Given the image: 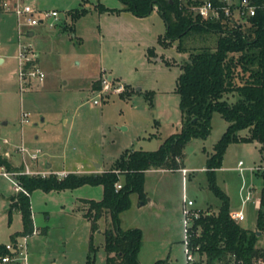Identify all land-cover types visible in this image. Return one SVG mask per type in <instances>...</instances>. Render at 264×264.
<instances>
[{"label":"rangeland","instance_id":"rangeland-1","mask_svg":"<svg viewBox=\"0 0 264 264\" xmlns=\"http://www.w3.org/2000/svg\"><path fill=\"white\" fill-rule=\"evenodd\" d=\"M17 1L38 11H57L58 16L45 20L41 12L37 13L34 18L42 21L33 26L25 24L18 35L15 16L0 4V53L5 57L0 62V154L11 166L23 170L26 164L30 170L45 171L44 159L53 156L50 159L58 170H49L67 172L53 175L58 179L68 174L94 176L102 172L94 170L93 161L103 169H114L113 163L126 149L158 150L165 139L181 131L176 87L190 51L181 50L178 40L162 42L166 22L156 9L148 16H135L123 10L119 0ZM97 4L107 9L99 12ZM74 11L80 15L77 19L71 17ZM28 31L33 35L27 36ZM216 37L210 34L208 41L202 42L192 35L185 45L190 49L203 43L214 46ZM19 45L30 47L38 61L32 54L28 66L36 65L44 75L42 80L30 78L23 91L18 79ZM107 76L124 85V90L96 96L100 87L94 90V82ZM94 98L98 104L93 103ZM21 111L28 112L27 124L20 123ZM227 125L223 114L215 111L207 138H194L187 144L180 161V168L185 165L191 171L185 181L176 170H149L144 173L145 197L140 199L137 192L129 194L130 206L121 212L119 225L123 230H141L140 264H186L182 243L184 195L195 200L196 207L212 203L211 210L218 212L219 200L207 188V157L215 151ZM239 135L248 136L249 129L239 131ZM21 144L40 150L38 159H22L16 149ZM261 148L258 141L230 142L226 148L216 177L230 196L231 210L240 208L242 185L254 184L256 196L260 193L262 180L247 168L264 160ZM240 160L245 162L243 172L237 169ZM5 171L10 178L1 174ZM17 171L0 168V244L23 246L28 264H87L91 240L97 248L90 255L91 264H105L103 242L109 218L100 219L92 232L89 220L77 210L81 200L103 198L100 184L61 191L33 190L29 199L36 233L26 238L16 235L12 242L11 237L22 227L17 210L11 217L7 215L8 199L16 192L12 179L18 176ZM118 175L117 183H124V176ZM244 209L247 217L239 225L254 230L258 210L252 203Z\"/></svg>","mask_w":264,"mask_h":264},{"label":"trees","instance_id":"trees-1","mask_svg":"<svg viewBox=\"0 0 264 264\" xmlns=\"http://www.w3.org/2000/svg\"><path fill=\"white\" fill-rule=\"evenodd\" d=\"M2 1V0H1ZM99 1L100 0H96ZM123 10L135 16H148L155 9L166 22V33L162 42L169 44L178 40L179 48L190 51L188 60L182 65L178 77L176 92L180 97L182 113L181 131L174 133L163 141L158 150L126 149L113 163L115 168L100 174H68L61 179L49 175L42 178L34 175H18L15 180L23 191L9 197L7 215L13 210L21 216L22 227L16 235H30L33 229L30 193L35 189L43 191L77 188L82 184H100L103 187L101 200H81L78 206L89 220L92 232L98 228L99 220L109 218L110 226L104 231L105 264H140L141 230L138 228H120V214L130 206L131 192H137L140 199L144 196V173L152 168H180L187 144L194 138L205 139L211 132V120L215 111L223 114L228 122L227 129L215 146V151L207 157V188L219 200L218 212L206 214L194 224L191 238L192 245H201L207 254L208 264H217L228 260L230 254L244 258L246 263L252 261L259 250L256 248L258 235L235 223L230 217V196L218 184L216 170L223 164V155L230 142H256L262 144L264 153V0H253L258 5L256 15L242 25L202 21L190 9L194 0L185 4L181 0H119ZM217 1V0H214ZM99 12L103 5L97 4ZM73 12L71 17L77 19L79 14ZM84 11L81 12L83 14ZM215 34L214 46L203 43L198 46H186L187 39L198 36L202 42ZM100 84L96 86L98 89ZM238 96L236 101L231 97ZM249 129L248 136L239 135V131ZM0 168L8 171L20 170L0 154ZM117 172V173H116ZM118 173L124 176L120 189L115 188ZM208 212V211H207ZM257 225L264 229V206L258 210ZM90 255L97 248L90 240ZM7 253L0 244V258ZM87 256V264L91 257ZM157 262L156 264H158ZM2 264V263H0Z\"/></svg>","mask_w":264,"mask_h":264},{"label":"built area","instance_id":"built-area-1","mask_svg":"<svg viewBox=\"0 0 264 264\" xmlns=\"http://www.w3.org/2000/svg\"><path fill=\"white\" fill-rule=\"evenodd\" d=\"M183 3H187L188 0H181ZM1 6L5 10V12H11L15 19L17 20V30L18 35H20L21 28L27 25H37L41 20H37L34 18V15L37 13L42 14L43 19L49 20L50 18L55 19L58 16L57 11H38L32 5L24 4L23 6L19 4L17 0H2ZM190 9L198 15L202 21H211V22H223L228 23L230 25L236 26L245 24L249 18L256 15V11L258 5L253 2V0H200L197 3H192L188 5ZM50 27H54L53 23H49ZM18 79L20 85V91H23L26 88L28 81L30 78H38L42 80L43 73L39 71L36 65L33 67L28 66V62L31 60L32 54L30 52V47L26 45H19L18 47ZM101 86L97 91L96 96H106L110 92L112 93H121L124 90V85L115 84L114 79L111 76L102 77L100 79ZM94 104H98V99L93 100ZM20 123L21 125L27 124L29 122L28 112L21 111L20 113ZM17 151L21 153L22 159L28 156L31 160H37L40 155V150H29L23 144L16 148ZM25 164V163H24ZM245 162L240 160L238 163L237 169L243 172L246 168L244 167ZM25 169L18 170L16 173L18 175H34L41 176L45 178V176L49 175H61L66 174L67 172L61 171H50L46 169L45 171H33L30 170L29 167ZM248 171H250L253 175L259 176L262 180V187L260 193L256 196L254 184L249 187L242 185L240 189L242 206L241 209L231 210L230 217L231 219L239 224L243 220L246 219V211L244 206L248 203H252L255 205L257 210L261 209L264 206V160L260 163H257L254 166L248 167ZM181 171L183 174L188 173V169L182 168ZM1 174L7 178L11 177L9 172H1ZM13 177V176H12ZM12 183H14V190L16 192L23 191L27 194L16 182L15 177L12 179ZM116 189L121 188L120 183L115 184ZM183 216H182V224L184 227V239L182 240L185 260L186 264H208L207 255H205L201 250V245H192L191 238L194 232V224L197 220L202 218L206 214H210L207 211L203 210V208H198L195 206V200L188 199L187 194L184 195V204L182 207ZM35 228L33 227L31 233H36ZM258 235V243L256 248L259 250L258 254L251 257L252 261L249 264H264V229L261 230L256 228L254 230ZM29 235H24L26 238ZM15 243V241L13 242ZM4 248L7 250V253L4 254L0 258V263L2 264H28L27 262V251L24 250L23 246H17L13 244H4ZM26 249V248H25ZM227 261L221 260L217 264H248L245 259L237 258L235 254H230Z\"/></svg>","mask_w":264,"mask_h":264},{"label":"crops","instance_id":"crops-1","mask_svg":"<svg viewBox=\"0 0 264 264\" xmlns=\"http://www.w3.org/2000/svg\"><path fill=\"white\" fill-rule=\"evenodd\" d=\"M124 6V5H123ZM122 6V7H123ZM121 7V8H122ZM157 10V9H156ZM66 29V28H65ZM31 35H33V33H32V31H28L27 32V36H31ZM33 55H34V57H35V59H36V62L38 61L37 60V56L34 54V53H32ZM1 55L3 56V54H1L0 53V62H4V60H5V57H1ZM98 81L99 80H97V81H95L94 83V85H93V88H94V90H97V88H96V86H98L99 85V83H98ZM65 121H66V119H65ZM2 155V154H1ZM4 157V156H3ZM52 157L53 156H50L49 157V159H44V161H43V166H45V169H53V170H58L57 168H54V166H53V162H52ZM5 158V157H4ZM51 158V159H50ZM262 158H264V157H262ZM7 159V158H6ZM112 163V162H111ZM92 164H94L95 166H93L94 167V170L95 171H97V172H105V171H108L110 168H108V169H103L102 168V165L101 164H99V163H97V162H95V161H93L92 162ZM80 166H82L83 167V165H80ZM111 166H112V164H111ZM110 166V167H111ZM182 168H186V169H188L185 165H183L181 168H178V169H175L176 171H178V172H180V173H182V177H183V179H184V181H185V176H187L188 175V173H190L191 171L189 170L188 171V173L187 174H183V172L181 171V169ZM149 170H155V171H159V170H166V171H175V170H171V169H167V168H159V169H156V168H152V169H149ZM149 170H147V171H149ZM147 171H145V172H147ZM69 172V171H68ZM225 192V191H224ZM15 193V192H14ZM13 193V194H14ZM11 196H13V195H11ZM10 196V197H11ZM30 196V195H29ZM31 203V202H30ZM82 202L80 201V204H81ZM9 204H10V200H9V202H8V207H9ZM143 204V203H142ZM247 205V204H246ZM245 205V206H246ZM31 206V205H30ZM208 206V207H207ZM206 207H203V209L204 208H206V209H209V210H207L208 211V213L210 212H216L215 210H211V207H213L214 206V204H212V203H209L208 205H207ZM218 206V205H217ZM241 206H242V200H241V203H240V208H238V209H241ZM255 206V205H254ZM256 208V207H255ZM238 209H235V210H238ZM218 211V210H217ZM231 211V210H230ZM20 215V214H19ZM34 226V225H33ZM256 229V228H255ZM254 229V230H255ZM23 236V235H22ZM48 264H55L53 261H49L48 262Z\"/></svg>","mask_w":264,"mask_h":264}]
</instances>
